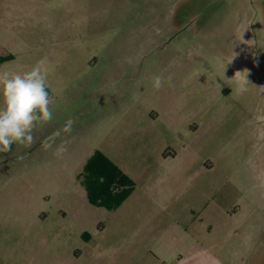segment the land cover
Masks as SVG:
<instances>
[{
    "label": "rangeland",
    "instance_id": "1",
    "mask_svg": "<svg viewBox=\"0 0 264 264\" xmlns=\"http://www.w3.org/2000/svg\"><path fill=\"white\" fill-rule=\"evenodd\" d=\"M243 18L264 24V0H0V71L47 57L54 111L31 148L0 153V264H264V92L255 105L231 94L218 59L237 51ZM170 22L177 35L160 34ZM70 119L57 158L42 143ZM97 151L132 183L114 209L82 183ZM171 151L191 153L186 181ZM180 178L187 188L163 201ZM204 197L224 214H200Z\"/></svg>",
    "mask_w": 264,
    "mask_h": 264
},
{
    "label": "clouds",
    "instance_id": "2",
    "mask_svg": "<svg viewBox=\"0 0 264 264\" xmlns=\"http://www.w3.org/2000/svg\"><path fill=\"white\" fill-rule=\"evenodd\" d=\"M47 63L48 58L43 57L23 73L0 71V153L11 152L13 145L31 148L36 142L34 131L53 121ZM242 73L246 75L242 76ZM235 75L248 82L246 71L236 72ZM165 82L171 86V76L157 74L152 78V87L159 90L165 86ZM74 123L70 119L63 128L55 130L51 140L42 143V148L52 150L54 156L61 158L67 151V141L56 144V138L62 133L70 134Z\"/></svg>",
    "mask_w": 264,
    "mask_h": 264
},
{
    "label": "crops",
    "instance_id": "3",
    "mask_svg": "<svg viewBox=\"0 0 264 264\" xmlns=\"http://www.w3.org/2000/svg\"><path fill=\"white\" fill-rule=\"evenodd\" d=\"M234 42L237 47V51L235 53L229 56L218 57V59H220L221 63L223 64V68L225 69L223 73L224 83L226 86L230 87L229 91L231 94H235L240 98H243V102L245 104L252 103L255 105L259 93H261V91L264 92V24L259 25L256 29L252 25L251 19L243 18V20H241L238 25L236 39ZM245 71L247 72L246 79L248 81L246 83L235 75L236 72ZM174 74V72L170 73V76L173 77ZM243 75H246V73H242V76ZM254 113V121L264 124V108H260L259 110L255 108ZM215 122L217 125H223L224 121L218 119ZM203 125L204 124H202V122L199 123L198 120L195 121L194 124L189 123V137L202 133L203 130H201V126ZM190 156L191 153L186 151L185 154H183L185 161L178 163L183 157L180 156L178 152L171 151L169 161L171 163L177 162L174 163V165L179 166V168L177 166V169L174 171L175 178L177 175H182L186 181L187 170H190L188 168L189 160L192 158ZM198 172L201 174H208L210 172V167L203 165L199 167ZM181 178L180 181H170L165 189H161L163 191V201L169 202V198H166L168 197L166 196V193L173 195L174 190L176 191L181 188H187L188 184L185 181H181ZM197 187H199L200 190L207 191L209 187L216 188L217 186L216 184H211L206 181L200 182ZM212 203L214 202H211L204 197L201 205L199 206L200 214L206 212L205 215H208L210 212L214 216H222L224 214V208L219 205L214 206ZM170 212V205L167 204L165 209L161 210L157 214L170 215ZM225 215L228 216L229 212L226 211ZM178 264L191 263L186 261L184 258H180Z\"/></svg>",
    "mask_w": 264,
    "mask_h": 264
},
{
    "label": "trees",
    "instance_id": "4",
    "mask_svg": "<svg viewBox=\"0 0 264 264\" xmlns=\"http://www.w3.org/2000/svg\"><path fill=\"white\" fill-rule=\"evenodd\" d=\"M82 176L87 198L94 206L114 209L129 196V192L122 191L121 184L132 186L131 181L99 151L89 158Z\"/></svg>",
    "mask_w": 264,
    "mask_h": 264
},
{
    "label": "flooded vegetation",
    "instance_id": "5",
    "mask_svg": "<svg viewBox=\"0 0 264 264\" xmlns=\"http://www.w3.org/2000/svg\"><path fill=\"white\" fill-rule=\"evenodd\" d=\"M176 29H177V27L175 26V22H170L169 26L167 28H162V30H160L159 33L161 34V33H164V31L169 30L171 33L172 32L174 33L173 36H176L177 35V32H175ZM182 30H187V28L184 27L179 31H182Z\"/></svg>",
    "mask_w": 264,
    "mask_h": 264
}]
</instances>
